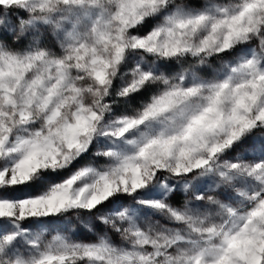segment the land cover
Here are the masks:
<instances>
[{
  "label": "snow or ice",
  "instance_id": "1",
  "mask_svg": "<svg viewBox=\"0 0 264 264\" xmlns=\"http://www.w3.org/2000/svg\"><path fill=\"white\" fill-rule=\"evenodd\" d=\"M0 264H264V0H0Z\"/></svg>",
  "mask_w": 264,
  "mask_h": 264
},
{
  "label": "clouds",
  "instance_id": "2",
  "mask_svg": "<svg viewBox=\"0 0 264 264\" xmlns=\"http://www.w3.org/2000/svg\"><path fill=\"white\" fill-rule=\"evenodd\" d=\"M205 66H211V61H207L205 64H201L200 59L198 57H192V56H184L182 59L177 61V68H176V73H187L190 74L192 72H197L199 73V69L201 67H205ZM76 83L78 84V86H80L81 88L87 89V88H91L94 87L95 82L89 80L87 83H84L82 79L76 81ZM82 99H84L85 101L92 103L94 102V97L92 96H84L82 97ZM71 113V109L70 108H65L64 113H63V118L64 120H66L68 118V116ZM42 116V113L39 111L34 110L33 112V120L36 121H40V118ZM63 123L62 121H59L56 123V127H59L61 124ZM48 129H49V124L47 121V118H45L42 122H40L38 124L37 127L32 128L30 130H28L30 132L31 135H36L37 133H40L44 136L48 135ZM21 135H23V132L20 133ZM72 217L79 219V213L73 211L72 212ZM71 229L75 228V225H70Z\"/></svg>",
  "mask_w": 264,
  "mask_h": 264
}]
</instances>
